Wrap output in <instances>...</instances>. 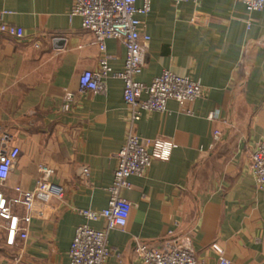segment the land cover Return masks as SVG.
Returning <instances> with one entry per match:
<instances>
[{
  "label": "crops",
  "instance_id": "0c3cea01",
  "mask_svg": "<svg viewBox=\"0 0 264 264\" xmlns=\"http://www.w3.org/2000/svg\"><path fill=\"white\" fill-rule=\"evenodd\" d=\"M71 2L0 0V24L25 31L22 39L0 36V151L20 148L4 191L33 189L40 165L52 167L65 188V205L49 221H33L25 241L7 245L0 220V264L69 263L75 231L86 222L78 211L106 208L132 127L122 80L106 79L103 94L80 89L81 74L99 69L101 52L82 19L70 17ZM143 21L151 42L137 80L151 83L169 70L200 81L203 95L184 107L170 100L168 112H143L134 124L141 138L162 136L177 148L169 161L154 160L130 178L122 196L131 217L109 234L108 264H143L137 243L158 247L170 232L190 233L196 257L209 264L220 257L214 243L230 264H264V192L250 168L264 139V9L249 13L239 0H152ZM106 54L122 70L123 43L107 40ZM69 93L73 102L63 111ZM90 225L101 229L105 221Z\"/></svg>",
  "mask_w": 264,
  "mask_h": 264
},
{
  "label": "built area",
  "instance_id": "2783aa9c",
  "mask_svg": "<svg viewBox=\"0 0 264 264\" xmlns=\"http://www.w3.org/2000/svg\"><path fill=\"white\" fill-rule=\"evenodd\" d=\"M71 1L70 17L78 16L82 19L83 28L94 35L101 52L99 69L86 70L81 74L80 89L93 94H103L106 92V79H120L124 83L123 100L131 111L132 127L117 154L118 162L108 189L107 206L101 211H78L86 222L77 227L68 252V264H108L112 255L109 234L114 229L125 230L131 217L132 203L122 196L124 190L131 188L130 178L144 175L154 160L169 161L177 148L174 141L162 136L141 138L135 133L134 124L141 119L143 112H168L167 103L170 100L176 101L181 107L196 101L203 95V85L200 81L176 75L169 70H164L151 83L137 80L145 67L151 42L150 35L144 30L143 17L151 13L152 0H142L141 5H138V0ZM169 1L174 5H197L201 0ZM239 1L249 13L264 9V0ZM1 35L22 39L25 31L21 27L1 23ZM109 39L120 40L124 45L126 56L120 71H115L110 66V57L106 54V41ZM35 47L40 48V44L36 43ZM72 102L73 95L69 93L65 97L63 111H68ZM185 113L193 112L186 109ZM209 117L214 119V113ZM220 136L221 132L217 131L216 140H219ZM19 156L18 146L0 151V220L7 232V245H14L18 238L27 240L33 221H49L65 205V188L53 180L55 171L48 165L39 166V177L33 189L15 187L14 195L5 193L9 173ZM250 168L257 189L264 192V139L254 147ZM101 220L105 221V226L101 229L90 225ZM191 237L190 233L174 237L170 232L168 239L161 246L149 247L137 243L135 252L143 264H209L196 257ZM212 249L220 256L217 264H230L218 243H214Z\"/></svg>",
  "mask_w": 264,
  "mask_h": 264
},
{
  "label": "water",
  "instance_id": "95a60500",
  "mask_svg": "<svg viewBox=\"0 0 264 264\" xmlns=\"http://www.w3.org/2000/svg\"><path fill=\"white\" fill-rule=\"evenodd\" d=\"M56 42V41H55ZM57 43V42H56Z\"/></svg>",
  "mask_w": 264,
  "mask_h": 264
}]
</instances>
